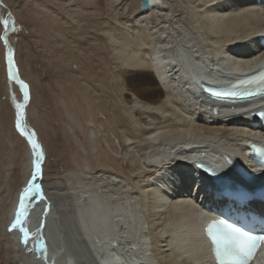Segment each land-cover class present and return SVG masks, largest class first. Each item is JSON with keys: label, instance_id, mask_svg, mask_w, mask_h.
<instances>
[{"label": "bare ground", "instance_id": "obj_1", "mask_svg": "<svg viewBox=\"0 0 264 264\" xmlns=\"http://www.w3.org/2000/svg\"><path fill=\"white\" fill-rule=\"evenodd\" d=\"M183 2L184 6L181 0H153L148 10L141 11L140 1L131 0L124 3L121 17L114 9L115 22L116 15L120 19L117 29L121 27L117 30L121 32H116L127 36L115 39L108 35L115 69L111 75L116 84L122 80L124 86L118 94L122 106L111 108V114L113 126L119 130L116 137L121 140L122 154L129 156L133 165V176L107 163L102 148L99 155L103 163L90 170L75 172L67 164L56 166L58 162H54L56 168L49 172V156L27 116L30 100L25 98L27 86L19 78L8 40L14 21L7 15L2 41L6 59L12 54L11 71L15 74L8 72V92L16 113V106H22L24 133L17 131L25 137L29 150L15 174L9 171L11 164L8 171L0 173V264H42L26 244L17 243L13 228L15 197L33 170L34 155L28 136L36 140L43 154L42 176L37 181L44 206L31 215L39 219H29L26 226L29 238L38 231L47 236L53 255L44 264H104L114 259L128 264H210L209 245L198 232L202 214L192 203L202 197V184L191 172L189 159L203 154L204 158H214L206 146L202 147L203 143L215 142L234 152L237 137L245 138L247 134L245 129L234 127L242 126V120L220 123L222 118L214 113L210 121L219 127L201 124L204 118L199 119L193 107L197 108L198 102L208 108L192 91L196 89L194 79L217 82L229 77L226 65L238 60L245 50H256L253 37L264 33V10H257L252 0ZM241 2L248 5L242 6ZM128 24L133 29L132 46L130 42L126 44L130 39ZM239 39H249L252 44L240 43V50H236L232 44ZM13 82L23 92L19 102L11 92ZM140 126H147L148 134L138 140ZM187 148L191 149L186 151ZM171 153L178 161L169 160ZM159 156L160 161H169L159 164L155 160L153 164L151 161ZM223 160L227 167L228 159ZM181 168L186 169L189 178L169 188L168 183L172 185L175 179L182 178ZM128 241H133L134 249L128 248Z\"/></svg>", "mask_w": 264, "mask_h": 264}, {"label": "rangeland", "instance_id": "obj_2", "mask_svg": "<svg viewBox=\"0 0 264 264\" xmlns=\"http://www.w3.org/2000/svg\"><path fill=\"white\" fill-rule=\"evenodd\" d=\"M130 1H0L1 174L9 170L10 164L12 167L9 171L15 174L18 170L16 167L25 161L29 150L25 137L15 126L16 111L11 106L8 92L9 73L2 35L3 22L9 12L14 21V29L8 40L13 46L19 78L27 86L30 100L26 109L27 116L49 156V172L58 164H67L73 170L76 169L75 172L90 170L103 163L99 155L103 149L104 158H108L107 163L114 169L129 176L135 174L130 169L132 164L129 156L122 154L121 140L116 137L119 130L113 126L111 111L114 106H122L118 94L124 86L122 80L117 84L113 81L111 71L115 69L108 40L109 36L115 39L121 35L127 36L125 32L121 35L117 33L121 32L117 31L121 29H117V25L124 3ZM183 1L180 4L182 6ZM114 9L119 15H116L117 23L113 17ZM127 27L130 38L132 25L128 24ZM129 42L132 46L131 38H127L126 44ZM130 50L127 47L126 52L130 53ZM11 92L16 101L22 100L23 92L16 82L12 83ZM147 128L139 127L141 136L138 140L148 134ZM133 136L137 137V134ZM174 154L167 155L171 158L169 160L178 161ZM155 160L159 164L169 161L168 158L160 161L159 156L151 162L154 164ZM54 162H58L56 166ZM13 178L12 174L11 181Z\"/></svg>", "mask_w": 264, "mask_h": 264}, {"label": "snow or ice", "instance_id": "obj_3", "mask_svg": "<svg viewBox=\"0 0 264 264\" xmlns=\"http://www.w3.org/2000/svg\"><path fill=\"white\" fill-rule=\"evenodd\" d=\"M5 25H7L8 21H4ZM8 65H9V72L10 75H15L12 73V65H13V58L12 54H8ZM255 83V81L246 82L244 91H226V90H213L208 89L210 94L217 98V99H251L255 95H264V76L261 77L260 85L257 86V90H249L247 88V84ZM25 98H27L28 93H24ZM17 113H16V121L15 126L18 130L21 131V134L24 133V130L21 129V116L22 113L20 112L21 105H17ZM27 141L31 146L32 153L34 155L33 161V172H32V180L30 181L28 187L25 189L23 195L20 199V209L22 210L20 214L17 216L16 224H20V215L24 214L25 209V201L29 198V196H38L40 195V185L36 183L37 178L42 176L41 172V160L43 159V154L38 151V144L32 138V136L27 137ZM16 224L13 225V228L16 227ZM217 227V233L214 237V243L216 244V256L219 261V264H246L244 259L245 255V246L244 242L236 240V238L226 239L223 230L219 226ZM20 231L24 233L25 238L27 237V231L21 227ZM264 241V238H262ZM27 243V239L24 241ZM254 244V242H253Z\"/></svg>", "mask_w": 264, "mask_h": 264}, {"label": "water", "instance_id": "obj_4", "mask_svg": "<svg viewBox=\"0 0 264 264\" xmlns=\"http://www.w3.org/2000/svg\"><path fill=\"white\" fill-rule=\"evenodd\" d=\"M152 2H153V0H141L140 3H139V9L141 11L148 10L150 8ZM9 17L12 18V15L10 14V12H9ZM8 72H9V65H8ZM16 76H17V74H16Z\"/></svg>", "mask_w": 264, "mask_h": 264}]
</instances>
